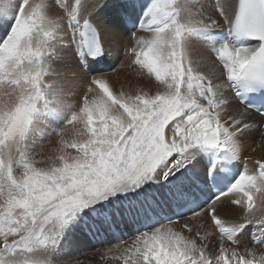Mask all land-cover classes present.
<instances>
[{
	"label": "snow or ice",
	"instance_id": "6c2138e0",
	"mask_svg": "<svg viewBox=\"0 0 264 264\" xmlns=\"http://www.w3.org/2000/svg\"><path fill=\"white\" fill-rule=\"evenodd\" d=\"M103 2L0 0V264H82L67 251L77 230L116 241L100 253L106 264H264V157L205 196L225 156L251 160L250 131L264 143V0H238L234 21L222 7L181 21L174 0H152L128 43L117 42L126 62L89 77L56 146L25 150L34 116L56 98L54 32L66 17L74 41L86 38L89 11ZM221 23L257 43L224 44L194 66L188 36ZM121 71L154 90L117 86ZM75 74L67 70L69 87ZM248 225L261 235L246 242Z\"/></svg>",
	"mask_w": 264,
	"mask_h": 264
},
{
	"label": "bare ground",
	"instance_id": "6f19581e",
	"mask_svg": "<svg viewBox=\"0 0 264 264\" xmlns=\"http://www.w3.org/2000/svg\"><path fill=\"white\" fill-rule=\"evenodd\" d=\"M142 2L145 6L144 10H146L152 0H143ZM15 3L18 7L19 0H15ZM236 3V0H174L173 7L175 10L180 9L178 19L183 21L187 18L202 15L216 16L218 15L216 12L217 7L224 8L225 14L231 17ZM121 12L129 14L130 22H136L135 8L128 0H104L101 6L89 11L88 15L101 28V40L107 52L104 60L105 65L101 70L98 68V64L92 62L86 68L82 66L73 49L75 41L71 30V22L66 17L60 21L50 41L51 51L48 57L49 74L47 76V79L53 81L49 96H55L56 98L53 99L51 107L46 113L37 112L34 116L23 142L25 150L30 154L40 152L41 148L45 150L47 147L49 149L56 144L57 130L64 126L65 122L70 119L75 107L78 106L82 90L89 77L110 73L117 68L121 61H125L124 53L117 42L124 40V43L127 44L128 35L136 28L130 27L129 20L125 21L121 17ZM224 24L221 23L218 27H222ZM215 45L216 41L209 40L204 34L198 33L188 36L187 49L193 65L200 67L205 58L214 57L215 54L212 52V48ZM107 67L108 69H106ZM68 69H73L76 73L74 77H71L74 82L71 87L68 86V80L70 79L67 76ZM111 79L117 86L124 83L128 87L140 86L154 90V81L150 83L144 80L137 83L136 78L128 71H121L119 75L112 74ZM259 120V116H253L249 122L258 123ZM244 147V155L251 157V160L245 161L242 158L238 161L240 165L245 167V164H247V167L251 169L256 159L264 157V143L261 142L259 128L247 134ZM189 222L193 224L207 223V221H196L191 218H189ZM180 223L182 224L184 221L181 220ZM254 235L260 237L261 234L256 231L254 225H248L246 232L243 233L244 240L246 242L250 241ZM70 242L71 246L67 250L68 254L72 255V259L80 260L82 264H106L100 255L106 246L104 244L116 243L111 236L106 240L97 241L89 238L79 230L71 234Z\"/></svg>",
	"mask_w": 264,
	"mask_h": 264
},
{
	"label": "rangeland",
	"instance_id": "374dc122",
	"mask_svg": "<svg viewBox=\"0 0 264 264\" xmlns=\"http://www.w3.org/2000/svg\"><path fill=\"white\" fill-rule=\"evenodd\" d=\"M55 146H56V144L53 145V146H51L49 149L46 147L44 151L46 152L47 150H50V149L54 148ZM128 239H129V238H128Z\"/></svg>",
	"mask_w": 264,
	"mask_h": 264
},
{
	"label": "clouds",
	"instance_id": "9594fccd",
	"mask_svg": "<svg viewBox=\"0 0 264 264\" xmlns=\"http://www.w3.org/2000/svg\"><path fill=\"white\" fill-rule=\"evenodd\" d=\"M2 94H3L2 90H0V95H2ZM8 106H11L10 102H9ZM81 138H83V137H81Z\"/></svg>",
	"mask_w": 264,
	"mask_h": 264
}]
</instances>
